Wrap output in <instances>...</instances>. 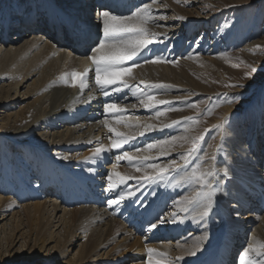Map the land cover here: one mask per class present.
I'll return each mask as SVG.
<instances>
[{"label": "bare ground", "instance_id": "bare-ground-1", "mask_svg": "<svg viewBox=\"0 0 264 264\" xmlns=\"http://www.w3.org/2000/svg\"><path fill=\"white\" fill-rule=\"evenodd\" d=\"M134 1L136 6L151 2L128 0V3ZM100 2L116 6L120 0H0V35L3 36V40H0V264H46L43 261L50 264H142L146 261L149 247L166 253L173 262L183 256L181 264H198L214 251L222 252L225 257L224 250L218 246L219 230L211 226L207 230L216 233L217 238L207 242L206 250L196 257L186 255L195 238L202 235L205 229L191 222V216L183 213H178L176 224L170 222L169 214L178 212L172 200L186 194L183 188L166 187L163 183L159 187L149 186L156 188L158 193L156 197L148 198L149 201L152 199V208L156 206L155 212L161 206L167 205L168 208L169 205L167 212L163 213L169 223L150 233L142 229L150 212L139 221H129L128 217L122 216L125 208L129 207L128 203H122L120 208L110 207L106 203L110 197L101 192L104 181L100 174L112 170V164L117 163L115 155L120 152L112 150L106 158L102 157L95 164L91 159L86 161V158L94 155L93 149L99 143L108 147L111 144L109 136L112 134L102 121L112 120V117L104 113L103 103L118 101L121 107L127 108L123 114L127 123L140 125L129 128L126 124L117 125L112 121L119 131L136 136L130 142L133 146L143 147L153 138L157 140L174 131L164 127V120L155 117L154 110L142 108L138 98L127 89L124 98L122 94L105 98L94 83V65L84 58L88 45L47 22L44 15L48 11L47 7H65L66 12L91 23L92 7ZM185 3L186 0H162V5L166 7L154 5L157 9L155 15L166 14L169 19L159 21L160 27L153 23L147 27L158 34L166 32L174 39V36L183 35L184 32H187L185 37L197 32L200 28L196 26H207L212 15H196L200 13L201 7L187 9ZM42 7L46 10L43 11ZM27 13L33 14V21L39 16L40 22L25 21L24 15ZM178 17H184V22L173 24ZM5 21L9 25L6 36L2 26ZM186 23L192 26L182 28ZM95 34L93 26V39ZM160 38L164 39L163 36ZM200 43L201 40L199 47H202ZM165 46L164 43H155L150 47L155 55L174 58L171 53L168 55ZM193 49L189 45L182 53L186 58L182 63L190 68L193 66L191 61L203 60ZM211 57L207 59H218ZM182 65L174 68L167 64L141 63L140 67L133 70L132 76L125 79L133 87L140 88L163 80L184 84L198 92L209 90L207 85L190 75L188 67ZM74 70L88 72L87 88L81 90L79 86L70 87L60 79L63 73ZM259 77L257 75L246 87L238 88V92H250ZM141 81L145 84H141ZM256 87L257 91L251 99L255 98L253 101L259 106L257 112L239 118L235 127L228 128L220 137L217 146H222V150H214L219 152L216 161L219 167H223L222 161L226 160L233 168L234 180L227 186V191H231L233 196L241 185L257 190L264 185V109L260 105L264 101V81ZM145 90L157 94L160 100L173 102L174 96L168 89ZM89 96L94 99L89 101ZM236 109L234 105L223 107L219 117L210 120V130ZM148 124L154 125L155 130L140 136L139 133ZM184 135L197 137L193 130L178 136ZM4 140L11 143L14 149L27 150L28 155L21 158L20 153H15L14 159L10 160L12 156ZM249 144L253 149L251 152L247 147L241 149V145ZM189 147L190 141L183 146L177 141L171 154L160 157L159 163L165 164L168 158L177 157L178 153L185 152ZM130 151L139 158L159 156L158 149ZM55 153L66 155L69 159L59 160ZM90 166L96 168L95 175L87 172ZM116 171L133 177L143 175V171H136L126 161L118 162ZM128 183L129 187L136 186L133 180ZM258 198V195H254L244 220L235 229L232 241L234 247L229 260L236 258V264L237 256L242 254L247 243H264V215H260L264 210ZM230 199V196L222 194L221 212L227 208ZM181 216H184L183 222H180ZM26 248L28 252L24 251ZM38 249H45L52 254L41 255ZM249 258L259 259L254 254L246 257Z\"/></svg>", "mask_w": 264, "mask_h": 264}, {"label": "snow or ice", "instance_id": "snow-or-ice-1", "mask_svg": "<svg viewBox=\"0 0 264 264\" xmlns=\"http://www.w3.org/2000/svg\"><path fill=\"white\" fill-rule=\"evenodd\" d=\"M154 5H162V0H151V2L136 6L127 14H124L113 4L100 2L92 7L91 23L87 20L79 19L63 9H55L52 12H46L44 15L47 22L68 30L75 40L88 45L84 58L91 61L92 65H94V83L99 87L105 98H110L113 94H122V98H124L127 96V92H125V89H127L134 97L138 98L142 108L155 110V117H161L168 112L179 111L180 109L172 106L169 101L158 99L157 94H152L145 89L166 90L172 86L163 83L145 84L144 81H141V84H145L144 88L133 87L125 79V77L132 76L133 70L140 67L141 63L178 64V59L176 58L169 59L168 57L152 53L151 45L155 43L167 45L172 40L168 33L158 34L147 27L149 23L160 27L162 25L159 21L169 19L166 14L155 15L154 13L157 9L154 8ZM162 6L166 7V5ZM229 7L254 9L264 16V0H249L246 5H230ZM184 20V17H178L177 23H182ZM26 21L38 23L40 19L38 16L33 21L31 14H29L26 17ZM93 26L96 33L95 39L92 36ZM224 27L230 28L231 25L225 22ZM161 36L164 39H161ZM202 39L203 37H199L198 40H193V43L199 47V40ZM0 40H3L2 35H0ZM255 71L254 67L251 68L247 78L251 79ZM87 76V71L74 70L63 73L60 79L70 87L79 86L83 90L88 87ZM229 86L246 87V85L242 84ZM92 99L94 97H88L89 101ZM228 103L237 104L238 98H232ZM160 105L164 106L163 109L159 107ZM189 106L197 107L196 104H190ZM103 111L112 117V120L105 119L102 121L108 132L112 134L109 136L111 140L110 147L99 143L93 149L94 155L86 158V161L91 159L92 163L95 164L102 157L106 158L112 150H121L120 154L115 155L117 163L126 161L136 171H143V175L140 177L123 175L116 171L117 163H113L112 170L101 173V179L104 181L101 192L110 197L106 200L107 205L120 208L122 203H128L130 207L139 212L141 208L147 210L150 207L148 203L149 196L156 197L158 195L155 188L149 190V186L159 187L163 183L166 187L183 188L186 194L181 195L179 199L172 200L173 205L177 206L178 212L169 214L170 222L176 224L178 213H183L191 216V222L205 229L202 235L195 238L193 246L187 250L186 255L196 257L198 253L206 250L207 242L217 238L216 233L207 230L211 226L219 230L218 246L224 250L225 254L221 264H231L229 257L234 247L232 241L235 229L244 220L254 195H258L261 200H264V185H261L259 190L252 187L246 188L241 185L233 196L231 191H227V186L234 180L233 168L227 164L226 160L222 161L224 166L219 167L216 163V155L209 157L207 153L203 152V149L199 147L200 142L204 140L203 135L198 137H189L187 135L170 136L165 139L151 141L143 147H137L130 143L136 139L135 135H128L119 131L112 123L114 120L117 125L126 124L129 128L140 127V125L127 123V118L123 115L127 112V108L121 107L118 101L109 100L103 103ZM236 111H239V107H237ZM198 122L197 119L192 118V124ZM229 123L230 118L225 117L215 128L219 131H225ZM173 124H184V133H188L191 128L187 119L174 121L172 124L164 125V127L172 128ZM153 130H155V126L148 124L144 126V131L140 132L139 135L144 136L146 132ZM177 141H180V146L190 141L191 147L185 152L178 153L176 159L167 160L165 164L161 165L159 163L160 157L169 156L177 146ZM125 145H129L135 152L158 149L159 156L135 157L132 155V151L125 150ZM245 147L250 152L253 150L250 144L247 146L241 145V149ZM218 150H222V146H218ZM55 156L63 161L69 159L68 156L60 153H55ZM87 172L95 175L97 170L95 167L90 166ZM130 180L135 181V187L128 186ZM137 193L139 194L137 195ZM222 194L231 197L227 208L223 212L220 211ZM260 215H264V213H260ZM183 220L184 216H181L180 222H183ZM167 223H169L168 219L163 215H158L154 220L148 221L144 231L145 233H150ZM24 251L28 252L29 250L26 248ZM33 251H37V249ZM38 252L44 256L52 254L45 249H38ZM250 254H254L259 259H246V257H250ZM183 259L184 257L181 256L173 262L167 258L166 253L157 252L156 249L149 247L147 248L146 261L142 262V264H181ZM238 264H264V243H247V247L238 256Z\"/></svg>", "mask_w": 264, "mask_h": 264}, {"label": "rangeland", "instance_id": "rangeland-1", "mask_svg": "<svg viewBox=\"0 0 264 264\" xmlns=\"http://www.w3.org/2000/svg\"><path fill=\"white\" fill-rule=\"evenodd\" d=\"M248 2L249 0H186L185 8L193 9L195 7H201L199 8L200 13L197 12V14H195H201L203 16L212 15V18H209L207 26H196V28L199 27L200 29L198 31L196 30L197 32H191V35H187L185 37L184 34L187 32H184V36H174V39H172L170 43H167V50L169 49L168 55L170 52H176L173 57L178 59V65L176 64L174 66L167 63H164V65H171L174 68L181 66L183 64V59L186 60V58H184L183 55L181 56V52H177V48L181 47L180 50L182 51L189 45L192 46L193 40H198L199 37H203L201 40L202 43H200L202 44V47H197L196 44L193 43V45H195L193 46V50H195L196 55L199 54L203 60L200 62L191 61V64L193 65L191 68L190 66L184 64L182 67H188L187 69L190 70V75L192 77L194 76L193 78H196V81H200L207 85L209 90L205 92H198V90H193L189 86L184 84L181 85L180 83L176 82L168 81L167 83V81L163 80L155 82H161L163 84L172 86L168 88L169 92L174 96L173 102L171 100V104L172 106L180 109L179 111L168 112L161 116V118L164 120V123L162 124H172L174 121H184L187 119L191 125L189 132L193 130L197 137L200 135L204 136V140L200 142L199 147H201L203 152L207 153L209 157L211 155H216L218 157L219 150L217 152H214V150L218 149L217 145L219 144V139H221L220 137L224 134V132L228 128L230 129L231 127H235V122H237L239 118L254 115L259 107L256 106L253 101L255 98L251 99V97L257 91L256 86L260 82L262 83L264 81V41L261 43L259 42L264 40V16L254 9L249 10L243 7H229L230 5H246ZM225 22L229 23L231 27L225 28ZM173 24L180 25L181 23H177L176 19L173 21ZM186 24L187 25H182V28H186V26H192L188 23ZM256 41L257 43H255ZM252 43L255 44L249 48L246 47ZM245 52L246 54H244ZM210 56H212L211 58L218 59L215 61L207 59ZM169 59L173 58L169 57ZM196 63L198 65H196ZM253 67L256 69V71L253 74V77L249 79L247 78V74ZM257 75L260 77L255 82V85L252 84L253 88L248 93L244 94V92H238L237 89L240 87L229 86L233 84H242L247 86L255 79ZM248 88H250V86H248ZM262 97L264 99V89ZM232 98H238V103L229 104L228 101ZM190 104H196L197 107H190ZM231 105L236 106V108L239 107V111H234L230 116H228L230 118V123L228 126H226V130L219 131L215 127H213V130H210V120H212L215 116L219 117L221 114L220 110L223 107ZM260 105L262 109H264V101L260 103ZM163 107V105H160L161 109H163ZM192 118L197 119L199 122L192 124ZM184 127V124H173L172 129L174 133L171 135L178 136L179 134H184ZM171 135L167 136L170 137ZM167 136L159 139L168 138ZM153 140L155 139L153 138L152 141ZM5 143H7L6 146L8 148V152H10V156H12L10 160L14 159L15 153H20V156H18L21 158H24L25 155H28L27 150L21 151L20 149H14L11 143L8 141H5ZM176 158V156L170 157L168 160ZM205 159L207 160V158ZM177 162L180 163L179 160H177ZM74 250L76 251V249ZM43 262L50 264L46 261Z\"/></svg>", "mask_w": 264, "mask_h": 264}]
</instances>
